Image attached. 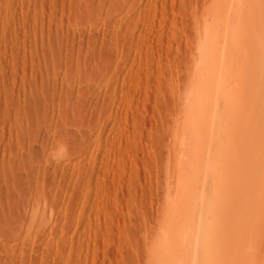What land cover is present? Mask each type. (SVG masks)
Listing matches in <instances>:
<instances>
[{
	"label": "rangeland",
	"instance_id": "rangeland-1",
	"mask_svg": "<svg viewBox=\"0 0 264 264\" xmlns=\"http://www.w3.org/2000/svg\"><path fill=\"white\" fill-rule=\"evenodd\" d=\"M263 36L264 0H0V264H264Z\"/></svg>",
	"mask_w": 264,
	"mask_h": 264
},
{
	"label": "bare ground",
	"instance_id": "bare-ground-1",
	"mask_svg": "<svg viewBox=\"0 0 264 264\" xmlns=\"http://www.w3.org/2000/svg\"><path fill=\"white\" fill-rule=\"evenodd\" d=\"M233 1H234V0H233ZM219 7H220V6H219ZM215 9H216V8H215ZM238 11H239V10H238ZM241 12H242V11H241ZM222 13H223V12H222ZM226 14H227V13H226ZM223 15H224V13H223ZM227 15H228V14H227ZM216 18H217V17H216ZM227 21H229V20H227ZM237 21H238V20H237ZM260 22H261V21H260ZM215 23H216V22H215ZM225 23H226V22H224L223 24H225ZM242 23H244V22H241L240 24H242ZM249 25H250V24H249ZM253 25H254V24H253ZM259 25H260V24H259ZM244 26H245V25H244ZM238 27H239V26H238ZM226 28H227V26H226ZM226 28H225V30H226ZM261 28H262V27H261ZM233 31H234V30H233ZM257 32H258V31H257ZM261 33H262V32H261ZM251 34H252V33H251ZM262 34H263V33H262ZM262 34H261L260 36H262ZM260 36H259V37H260ZM263 37H264V36H263ZM218 38H219V37H218ZM220 38H221V36H220ZM210 40H211V39H210ZM223 41H224V40H223ZM258 41H259V39H258ZM210 42H211V41H210ZM219 44H220V41H219ZM214 45H215V44L212 45L211 50H213V46H214ZM216 45H217V43H216ZM218 46H219V45H218ZM208 47H209V48H207V49H210V46H208ZM214 47H215V46H214ZM219 48H220V47H218V49H219ZM221 48H222V47H221ZM219 50H220V49H219ZM222 50H223V49H222ZM222 50H221V52H222ZM219 52H220V51H219ZM219 52H218V53H219ZM214 53H215V52H214ZM222 53H223V52H222ZM223 54H224V53H223ZM238 54H239V53H238ZM199 56H200V55H199ZM210 56H212V54H210ZM224 56H225V54H224ZM212 57H214V55H213ZM261 57H262V56H261ZM211 59H212V63H213L214 61H216L217 58L214 57V58H211ZM214 59H215V60H214ZM204 61H205V60H204ZM221 61H223V59H222ZM263 61H264V60H263ZM207 62H208V61H207ZM216 62H217V61H216ZM261 62H262V61H261ZM225 63H226V62H225ZM228 63H229V62H228ZM252 63H253V62H252ZM214 64H216V63L214 62V63L212 64V66H213ZM221 64H223V63H222V62H219L218 65L222 66ZM212 66H210V67H212ZM214 66H215V65H214ZM261 67H262V66H261ZM227 70H228V69H227ZM215 71H216V70H215ZM215 71H212V70H211V71H210V75H211L213 72H215ZM217 71H220L219 68L217 69ZM204 72H205V71H204ZM211 72H212V73H211ZM260 72H261V71H260ZM218 73L220 74V72H217V74H218ZM208 75H209V74H208ZM210 75H209V76H210ZM214 75H216V73H214ZM214 75L212 74V76H211L212 80H213ZM236 76H237V75H236ZM257 76H258V75H257ZM259 76H261V75H259ZM259 76L257 77V79L259 78ZM216 77H218V76H216ZM253 77H254V76H253ZM224 78H225V76H224ZM253 79H255V78H253ZM257 79H255V80H257ZM209 80H210V79H209ZM258 80H260V79H258ZM258 80H257V81H258ZM206 82H207V81H206ZM253 82H254V81H253ZM263 82H264V80L261 79V81H260V85H259V90H260V89H262V90L264 89V83H263ZM214 83H216V82L214 81ZM204 84H205V83H204ZM206 85H209V84H206ZM221 85H222V84H221ZM214 86H216V85H214ZM209 87H210V86H209ZM231 87H232V86H231ZM251 87H252V86H251ZM206 88H207V87H206ZM206 88H205V89H206ZM222 88H223V87H222ZM249 88H250V87H249ZM201 89H202V88H201ZM216 89H217V88H216ZM254 89H255V88H254ZM218 90H219V88L217 89V91H218ZM262 90H261V91H262ZM209 91H210V90H209ZM215 91H216V90H215ZM223 91H224V90H223ZM204 92H205V91H204ZM220 92H221V91H220ZM198 93H199V92H198ZM207 94H209V93L207 92ZM263 95H264V94H263ZM225 96H227V94H226ZM246 97H248V96H246ZM200 98H201V97H200ZM202 98H203V97H202ZM202 98H201V99H202ZM209 99H210V98H209ZM213 100H214V99H213ZM253 100H254V99H253ZM253 100H252V101H253ZM262 101H263V100H262ZM226 102H227V101H226ZM259 102H260V100H259ZM227 103H228V102H227ZM234 104H235V103H234ZM246 104H247V103H246ZM248 104H250V103H248ZM224 105H225V104H224ZM226 105H228V104H226ZM226 105H225L226 108L229 107V105H228V106H226ZM244 105H245V104H244ZM244 105H243L242 107H244ZM214 106H215V104L212 105L213 108H214ZM248 106H249V105H248ZM248 106H247V107H248ZM225 107H224V109H225ZM233 107H234V106H233ZM231 108H232V106H231ZM215 109H216V108H215ZM255 109H256V108H255ZM219 110H220V109H219ZM219 110H217V112H218ZM229 110H230V108H227V110L225 109V112H226V111L228 112ZM240 110H242V109H240ZM256 110H257V109H256ZM212 111H213V110H212ZM214 111H215V110H214ZM219 112H220V111H219ZM223 112H224V111H223ZM227 112H226V114H227ZM213 113H214V112H213ZM231 113H232V112H231ZM226 114H224L225 116L222 115V116H224V117H222V116L219 114L220 117L223 118V122L220 123V124H219V122H217V123H218L217 125H219L220 129L225 130V132H227V133L229 134V136H226V135H225V139L228 138V137H230V134H231L230 132H231V131H232V133H233L234 125L231 124V122H233V120L236 119L235 117H237V116H234L235 119L232 117L233 119L231 118V119H232L231 122H228L227 119H225ZM229 114H230V113H229ZM229 114H227V115H229ZM243 114H244V113H243ZM245 114H246V113H245ZM256 115H257V114H256ZM256 115H255V116H256ZM258 115H259V114H258ZM245 116H246V115H244V117H245ZM263 116H264V115H263ZM239 118H240V117H239ZM245 118H246V117H245ZM240 119H241V118H240ZM246 119H247V118H246ZM221 120H222V119H221ZM221 120H220V121H221ZM238 120H239V119H238ZM201 121H202V120H201ZM240 121H241V120H240ZM247 121H249V120L247 119ZM247 121H246V122H247ZM235 122H236V121H235ZM261 123H262V122H261ZM261 123H260V124H261ZM221 124H222V125H221ZM253 124H256V123H253ZM238 125H239V124H238ZM238 125L235 127L236 130H237V129L239 130L240 128H241V129L243 128V125H242V124H240L239 127H238ZM207 126H208V125H207ZM244 126H245L244 128H246L247 130H249L250 125H249V127H248V125H247V127H246V124H245ZM256 127H257V126H256ZM251 128H253V130L256 129V128H254V127H251ZM251 128H250V129H251ZM214 129H215V128H214ZM215 130L218 131L219 128L217 129V127H216ZM236 130H234V131H236ZM217 131H216V132H217ZM254 131H255V130H254ZM222 132H223V131H221L220 134H218V136H219V135H220V137H221V135L224 136V133H225V132H223V133H222ZM236 132H238V131H236ZM249 132L252 133V129L249 130ZM249 132H248V133H249ZM205 133H206V132H205ZM221 133H222V134H221ZM246 133H247V132H246ZM251 133H249V135H250ZM214 134H215V133H214ZM228 134H227V135H228ZM244 134H245V132L242 134V136H244V138H246V136H247L248 134H247V135H246V134L244 135ZM260 135H261V133H260ZM218 136H217L216 139H217V142H220V139H221V138H219ZM223 136H222V138H223ZM231 136H232V135H231ZM236 136H237V135H236ZM236 136H235V138H236ZM251 136H252V135H251ZM254 136H255V133H254ZM254 136H253V137H254ZM232 137H233V136H232ZM238 137H239L240 139H242V138H241V134H240ZM238 137L236 138L237 140L239 139ZM248 137H249V136H248ZM258 137H259V136H258ZM258 137H257V138H258ZM250 138H251V137H249V139H250ZM213 139H214V138H213ZM221 140H222V139H221ZM230 140L233 141V142H235V140H232L231 137H230ZM251 140H252V139H251ZM261 140H262V139H261ZM214 141H215V139H214ZM224 141H225V140H223L222 142H224ZM228 141H229V140H227V141H225V142H228ZM255 141H256V140H255ZM222 142H220V143H222ZM220 143H219V145H218L219 148L221 147V146H220ZM235 143H236V142H235ZM250 143H251V141H250ZM258 143H259V142H258ZM222 144H223V143H222ZM228 145H229V144H228ZM232 146H235V144H234V145L232 144V145L230 146V148H231ZM254 146H255V145H254ZM257 146H258V145H257ZM219 148H217V149H219ZM233 148H234V147H233ZM238 148H239V147H238ZM256 148H257V147H256ZM227 149H228V148H227ZM231 149H232V148H231ZM248 149H249V148H248ZM250 149H252V150H249V151H251V152L254 151L253 148H250ZM239 150H240V149H239ZM239 150L237 149L238 154L241 152V151L239 152ZM256 150H257V149H256ZM256 150H255V151H256ZM217 151H218V150H217ZM219 151H220V149H219ZM227 151H229V149H228ZM231 151H232V150H231ZM235 151H236V150H235ZM255 151H254V152H255ZM225 152H226V151H225ZM254 152H252V153H254ZM218 153H219V152H218ZM228 153H229V152H228ZM234 153H235V152H234ZM234 153H233V154H234ZM225 154H227V152H226ZM255 154H256V153H255ZM227 155H228V154H227ZM229 155H230V154H229ZM250 155H251V154H250ZM216 156H217V153H216ZM223 156H224V155H223ZM251 156H253V155H251ZM251 156H250V157H251ZM244 157H245V156H244ZM253 159H254V158H253ZM217 161H218V160H217ZM255 163H256V162H255ZM216 166H217V165H216ZM240 170H241V169H240ZM229 206H230V205H229ZM226 209H227V208H224V210H225V212H224L225 220H226V222H227L229 225H230V224L232 225L233 220L236 219L237 217H236L235 214H234V215H235V216H234V215L232 214V212H229V211H228L229 208H228L227 210H226ZM230 210H231V208H230ZM241 213H243V212H241ZM245 213H246V212H245ZM236 214H237V213H236ZM239 214H240V213H239ZM224 215H223V216L221 215V216L224 217ZM190 216H191V215H190ZM221 216H220V217H221ZM234 217H236V218H234ZM238 218H239V217H238ZM221 220H222V218H221ZM243 221H245V220H243ZM236 223H237V222H236ZM226 227H227V226H226ZM229 228H230V227H229ZM247 228H248V227H247ZM218 229H219V228L216 227L215 230H218ZM233 229H234V228H233ZM229 230H230V229H229ZM218 232H219V231H218ZM184 238L186 239V237H184ZM190 238H192V237L190 236ZM193 238H194V237H193ZM190 240H191V239H190ZM217 240H220V238L217 239ZM186 241H187V240H186ZM189 242H190V241H189ZM215 242H216V240L213 241V244H212V241H211V242H210V246H211V245H214ZM216 243L219 244L218 241H217ZM192 244H193V243H192ZM217 244H216V246H217ZM194 245H195V247H196V243H194ZM203 245H204V242H203ZM187 246H188V245H187ZM195 250H196V248H194V252H195ZM210 251H211V250H209L208 253L203 254L204 257L201 256V257L203 258L202 260L204 261V264H206V263H210V262H211V259L214 260L213 258L216 257V256H214V255H211ZM204 252H206V251H204ZM191 254H192V253H191ZM180 257H181V256H180ZM180 259H181V258H180ZM236 259H237V258H236ZM245 259H246V258H245ZM197 260H198V259H197ZM177 262H178V261H177Z\"/></svg>",
	"mask_w": 264,
	"mask_h": 264
},
{
	"label": "clouds",
	"instance_id": "clouds-1",
	"mask_svg": "<svg viewBox=\"0 0 264 264\" xmlns=\"http://www.w3.org/2000/svg\"><path fill=\"white\" fill-rule=\"evenodd\" d=\"M70 158V152L67 143L57 139L56 146L50 148L47 152V159L54 164H63Z\"/></svg>",
	"mask_w": 264,
	"mask_h": 264
}]
</instances>
